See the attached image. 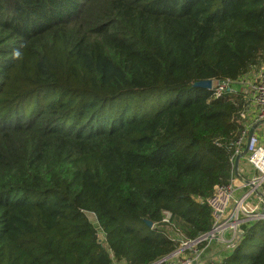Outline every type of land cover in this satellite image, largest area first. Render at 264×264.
I'll list each match as a JSON object with an SVG mask.
<instances>
[{"label":"trees","instance_id":"obj_1","mask_svg":"<svg viewBox=\"0 0 264 264\" xmlns=\"http://www.w3.org/2000/svg\"><path fill=\"white\" fill-rule=\"evenodd\" d=\"M263 63L264 0H0V264H151L207 232L249 101L195 83ZM253 236L220 264H264Z\"/></svg>","mask_w":264,"mask_h":264},{"label":"built area","instance_id":"obj_2","mask_svg":"<svg viewBox=\"0 0 264 264\" xmlns=\"http://www.w3.org/2000/svg\"><path fill=\"white\" fill-rule=\"evenodd\" d=\"M211 83L214 97L242 92L249 101L244 114V128L229 158V180L215 186L211 196L199 199L210 209L213 217L211 228L196 239H181L175 251L151 264H216L212 263L216 262L214 255L206 259L208 256L205 254L214 242L230 252L245 236L250 223L264 221V167H258L256 161L251 162L259 149V138L264 128V63L253 74L249 71L234 81L226 78L215 79ZM251 128L252 134L247 138ZM246 161L254 167H243ZM221 259H217L218 264Z\"/></svg>","mask_w":264,"mask_h":264},{"label":"rangeland","instance_id":"obj_3","mask_svg":"<svg viewBox=\"0 0 264 264\" xmlns=\"http://www.w3.org/2000/svg\"><path fill=\"white\" fill-rule=\"evenodd\" d=\"M262 65V64H261ZM257 66V67H254L253 70L251 69L250 72L251 74H253L254 71L258 70L259 67L261 66ZM169 97L168 94H165V96H163V98L158 102V103H162L163 101H165L167 98ZM158 103H156L158 105ZM157 105H154L152 106L153 108L152 109H156V106ZM87 217L89 220H91V222L93 223V225L97 228L98 230V239L101 240L102 242L105 241L104 237H103V234L102 232H99V226H98V223H97V220L95 219V216L93 213L91 212H87ZM249 227V230H253V238H252V241L251 243L253 244V248L251 249V251H256L257 247H258V244L260 243V241H262V239L264 238V221H261V222H252L248 225ZM215 246H219L218 243L214 242V244L212 245V247L210 249H208L206 251V255L208 256L206 259H211L213 258V252H212V255H211V250L215 247ZM216 262H212V263H216L218 264L219 261L217 259H215Z\"/></svg>","mask_w":264,"mask_h":264},{"label":"crops","instance_id":"obj_4","mask_svg":"<svg viewBox=\"0 0 264 264\" xmlns=\"http://www.w3.org/2000/svg\"><path fill=\"white\" fill-rule=\"evenodd\" d=\"M260 142H259V149L255 152V154L252 156L251 158V162H255L258 167L263 168L264 167V128L262 130V133L260 135ZM246 161L243 163V167H245L246 169H251L253 166V164ZM214 255V259H220L221 257H224L226 254H228L229 252H227L224 248H221V246H215L212 250H211V255Z\"/></svg>","mask_w":264,"mask_h":264},{"label":"water","instance_id":"obj_5","mask_svg":"<svg viewBox=\"0 0 264 264\" xmlns=\"http://www.w3.org/2000/svg\"><path fill=\"white\" fill-rule=\"evenodd\" d=\"M211 84H212V83H211L210 80H201V81H197V82L195 83V86L197 85V86H200V87H202V88L210 89V88H211ZM251 134H252V128L249 130L248 135H247V138H249V136H250ZM237 158H238V155L236 156V161L238 160ZM145 222H146V224H147L149 227L152 226V224H151L150 221L145 220Z\"/></svg>","mask_w":264,"mask_h":264}]
</instances>
